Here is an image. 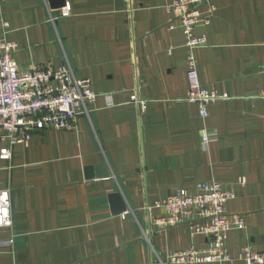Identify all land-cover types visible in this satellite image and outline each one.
<instances>
[{
  "label": "crops",
  "instance_id": "obj_1",
  "mask_svg": "<svg viewBox=\"0 0 264 264\" xmlns=\"http://www.w3.org/2000/svg\"><path fill=\"white\" fill-rule=\"evenodd\" d=\"M172 1L64 0L52 10L47 0H0V42L15 45L19 71L68 65L97 95L73 130L33 132L0 160L11 205L0 264H158L154 253L204 249L187 223L155 225L166 217L156 203L211 181L233 193L225 215L243 227L227 234L234 260L202 264H243V248L264 255V0H210V24L194 30L207 39L194 52L200 84L229 97L206 119L185 101ZM101 164L109 177L87 179ZM114 193L125 216L110 213Z\"/></svg>",
  "mask_w": 264,
  "mask_h": 264
},
{
  "label": "built area",
  "instance_id": "obj_2",
  "mask_svg": "<svg viewBox=\"0 0 264 264\" xmlns=\"http://www.w3.org/2000/svg\"><path fill=\"white\" fill-rule=\"evenodd\" d=\"M167 10L174 15L177 24H168L169 30L179 29L185 39L187 61V91L185 101L197 106L201 119L208 116V107L217 101L229 99L200 84L194 52L207 45L205 36H196L197 26H207L213 17L210 0H173ZM67 14V12H65ZM7 28V24H3ZM15 45L0 42V142L8 146L0 150V160H11V148L26 141L33 132L43 130H73L79 116L89 118L97 95L87 81H78L67 65L53 69L50 66L29 71H19L12 54ZM264 96V92H263ZM131 102L140 112L145 102L135 94ZM204 133L202 141L207 143ZM232 192L223 190L217 182L200 183L194 194L177 191L156 203L166 212V217L155 225L167 228L187 223L192 235L204 236V249L170 252L160 258L153 254L158 264L221 263L234 260L227 247V234L243 227V219L226 218L225 208L233 199ZM125 216V214H123ZM0 227H11V205L8 190L0 191ZM11 244L12 241L10 240ZM243 264H263L264 255L243 248L237 255Z\"/></svg>",
  "mask_w": 264,
  "mask_h": 264
},
{
  "label": "water",
  "instance_id": "obj_3",
  "mask_svg": "<svg viewBox=\"0 0 264 264\" xmlns=\"http://www.w3.org/2000/svg\"><path fill=\"white\" fill-rule=\"evenodd\" d=\"M47 1L52 10H57V9H61L65 7L64 0H47ZM94 169H96L95 174L89 173L85 175L87 179L93 178V177H96V178L109 177V171L105 164H101L95 167ZM91 170H92L91 168L87 169V171H90V172ZM108 199H109V205H110V213L112 216H119L126 212L127 207L119 193H114V194L109 195Z\"/></svg>",
  "mask_w": 264,
  "mask_h": 264
}]
</instances>
